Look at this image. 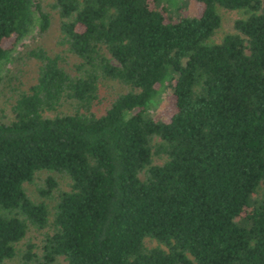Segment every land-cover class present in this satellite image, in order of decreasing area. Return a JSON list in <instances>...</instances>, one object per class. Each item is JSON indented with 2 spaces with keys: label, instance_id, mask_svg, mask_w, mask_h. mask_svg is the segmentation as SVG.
Instances as JSON below:
<instances>
[{
  "label": "trees",
  "instance_id": "trees-1",
  "mask_svg": "<svg viewBox=\"0 0 264 264\" xmlns=\"http://www.w3.org/2000/svg\"><path fill=\"white\" fill-rule=\"evenodd\" d=\"M181 1L0 0V264H264V0Z\"/></svg>",
  "mask_w": 264,
  "mask_h": 264
},
{
  "label": "rangeland",
  "instance_id": "rangeland-1",
  "mask_svg": "<svg viewBox=\"0 0 264 264\" xmlns=\"http://www.w3.org/2000/svg\"><path fill=\"white\" fill-rule=\"evenodd\" d=\"M173 1H175V3H179V2L183 3L181 0H173ZM201 8H202V5L198 3L196 0H188V6L183 11V14L198 15L201 11ZM237 16H238L237 13L234 11L226 12L224 15L223 30H227L230 27V23L232 19L236 18ZM216 38L218 39V37ZM11 69H13L14 71V68L12 66H11ZM32 72H33V67H27L26 71L20 76L21 81H24L26 83V81H28L32 77ZM11 76H13V74ZM22 86L24 85L22 84ZM6 90L4 91L6 92ZM110 92H111L110 87H104L101 91V94L108 97L110 95ZM164 96L166 95L161 96V100L158 103V105L156 104L155 106H153L152 109H150V112L153 115L160 117L162 119H168L172 112L171 110L172 100L170 96L169 97L167 96V98H165L164 100ZM0 109H1L0 110L1 115L6 116L9 114L8 98H6V94H5V97L4 96L0 97ZM9 264H17V263L11 262Z\"/></svg>",
  "mask_w": 264,
  "mask_h": 264
}]
</instances>
